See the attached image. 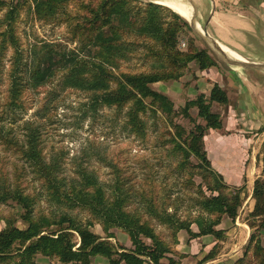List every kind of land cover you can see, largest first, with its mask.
Here are the masks:
<instances>
[{"label": "trees", "instance_id": "1", "mask_svg": "<svg viewBox=\"0 0 264 264\" xmlns=\"http://www.w3.org/2000/svg\"><path fill=\"white\" fill-rule=\"evenodd\" d=\"M71 1L0 0V9L7 8L0 19V72L7 50L11 47L13 51L8 109L13 113L25 109L27 89L46 85L60 74L63 88L89 94L88 104L94 114L107 107L114 108L116 116H124L123 128L128 136L146 139L145 116H157L160 112L170 124L161 144L172 145L168 152L178 158L176 168L185 176L184 186L197 188L194 200L201 213L195 218H184L169 212L165 199L159 200L154 191L138 192L128 186L129 179L123 176V170L107 157L103 161L112 168L111 183L82 163L77 164L75 175H69L64 155L57 152L48 156L44 152L38 126L25 122L26 132L21 138L12 126L0 125V143L23 161L22 166L14 167L13 179L0 167V205L13 203L20 207L18 216L3 217L0 264H40L39 255L62 264H93L97 256L105 257L106 264H184L187 255L174 247L179 242L178 234L185 230L190 240L204 235L224 238L225 230L218 226L224 217L236 219L246 185L231 188L224 176L212 168L205 148L207 132L224 127L222 115L212 107L214 103H229L226 90L215 83L209 95L199 93L176 108L171 96L154 84L182 79L192 62L205 70L218 66V61L207 48L199 47L194 38L186 49L180 48L181 34H198L185 17L169 7L140 0H77V11L72 13L67 8ZM25 6L42 20L66 16L64 21L74 28L79 46L70 49L61 43H45L35 46L31 64L25 62L16 32L17 19ZM141 47L148 49L144 57L153 59L152 69L122 70L123 61L130 60ZM193 108L204 123L193 117ZM179 116L189 118L193 127L188 130L176 122ZM29 175L30 179L25 178ZM195 175L202 178L199 184L193 180ZM138 196L143 211L171 229L173 241L164 239L140 210L130 209ZM252 197L255 202L249 226L254 228L260 227L255 219L264 217L261 178L254 182ZM43 200L47 209L41 206ZM81 212L88 217L83 218ZM18 221L25 226L20 227ZM96 223L101 224L106 236L93 231ZM193 224L198 230L193 229ZM260 225L264 226V220ZM114 228L128 235L130 247L110 239L115 237ZM246 245L244 255L234 264H264V245L255 232ZM215 257L212 249L198 264Z\"/></svg>", "mask_w": 264, "mask_h": 264}, {"label": "rangeland", "instance_id": "2", "mask_svg": "<svg viewBox=\"0 0 264 264\" xmlns=\"http://www.w3.org/2000/svg\"><path fill=\"white\" fill-rule=\"evenodd\" d=\"M5 1L11 2L12 0ZM140 1L142 3L157 2L156 0ZM75 2L77 0H72L67 7L72 13L77 11ZM6 11V7L0 9V19L4 17ZM178 11L182 10L178 9ZM65 19L66 16L58 15L52 20H42L37 18L27 6L21 10L16 23V32L20 38L25 62L31 64L33 49L35 46H41L45 43H61L70 49L79 46L78 39L74 34V28L67 21H64ZM193 24L197 26L195 23ZM195 32L198 34L197 37H194L193 33L180 35V48L186 49L190 39L194 38L199 47L207 48L215 56L218 66L214 67L219 68L224 65L225 61L212 51L197 30ZM147 52V48L141 47L130 60L123 61L121 69L130 72L151 70L153 59L144 57ZM12 56L13 51L10 47L4 59L5 66L2 69L3 71L0 72V117L4 115V120L0 119V125L12 126L21 138L24 137L26 132L24 129L25 122H32L35 126H38L42 132L44 152L48 156L57 152L64 155L69 175H75L77 164L82 163L91 170L96 171L102 180L111 183L114 177L112 168L108 163L103 161V157H107L123 170V176L129 179L128 186L132 185L138 192L154 191L159 200L165 199V205L169 212H176L184 218L188 216L195 218L201 213L195 205L194 200V197L197 195V188L184 186L183 181L185 180V176L178 172L176 168L178 158L175 155H169L168 152L172 145L168 144L165 146L161 144V138L166 134L167 128L170 129V124L160 112L157 116H145L148 123V137L146 139L128 136L123 128L124 116H116V110L107 107L100 109L98 113L94 114L88 104L89 94L73 88H63L60 74L46 85L40 86L37 89H27L24 95V105L26 108L16 110L15 113L10 112L7 107V90L10 84L9 67L12 63ZM197 70H200L198 65L192 62L182 79L167 81L173 82L174 86L178 85V82L182 83L181 90L178 91L179 93L177 95L173 94V97L170 95L176 108L182 107L186 100L195 98L200 93L195 94L192 92L194 91L191 90L193 83L187 80L188 77L196 79ZM163 84L164 82H158L154 84V87L161 89L163 88ZM219 108L220 104L214 103L212 107L213 111L219 112ZM3 111H6L8 114H4ZM192 115L199 122L204 123L202 119L197 117L196 108L192 109ZM175 121L184 125L188 130L194 125L189 118L183 116L177 117ZM216 134L215 136V133L207 132L205 136V148L212 162V168L219 173V132ZM194 161L197 162V159L194 158ZM16 165L22 166L23 161L16 154H12L10 150L6 151L0 143V167L7 172L10 179H13V171ZM263 172L264 170L258 173L261 179ZM25 178L30 179L31 176L29 175ZM193 180L199 184L202 178L195 175ZM244 184L246 185V189L242 193L243 203L239 209L238 216L234 221H228L218 226V228L225 230L224 238L216 239L214 236L209 235L208 237H203L204 239L198 237L190 240L188 239V233L182 230V234L187 236L186 238H182V242L186 244L187 249L190 251V254H186L187 256L191 255V252H195L193 254L197 257L198 255H202V253L207 254L214 249L216 257L210 260L208 264H219L220 252H232V256L238 252L237 259L229 263L234 264L236 260L244 255L246 244L252 232L257 234V240L264 245V226L260 225L264 217L255 219L257 220V226L260 227L253 228L249 226V219L253 220L249 207L253 200L251 195L254 188L253 182L248 184L246 181V183L241 185L230 184V186L236 190ZM137 198L130 204V209L140 210L139 212L143 217L150 220L156 231L164 239L173 241L171 229L158 220L150 218L143 211L140 196ZM41 206L47 209L44 200L41 202ZM18 211H20V207L15 206L13 203L0 205V230L5 227L3 217L11 214L16 216ZM81 216L87 218L88 214L81 212ZM239 220L241 221L240 223L245 224L238 223L237 225L236 222H239ZM18 225L20 227L25 226L21 221H18ZM192 227L198 230L196 224H193ZM92 229L101 236H106L101 224H94ZM112 231L115 233V237L110 238L113 242L131 246V241L125 232L117 228L112 229ZM179 235L180 233L178 237ZM219 241H224V243L221 244ZM178 244L174 245L176 250ZM207 245L208 247L205 248ZM178 252L180 251L178 250ZM37 261L40 264H49L51 262L62 264L59 261H51L49 258L41 255L38 256ZM106 263L107 259L102 256L95 257L93 261V264Z\"/></svg>", "mask_w": 264, "mask_h": 264}, {"label": "crops", "instance_id": "3", "mask_svg": "<svg viewBox=\"0 0 264 264\" xmlns=\"http://www.w3.org/2000/svg\"><path fill=\"white\" fill-rule=\"evenodd\" d=\"M162 1L197 25L190 6L176 0ZM195 1L200 18L215 40L240 58L264 64V0ZM196 76V79H187L193 83L191 90L195 94L200 92L209 95L213 85L218 83L229 95V103L220 105L219 108L224 127L208 131L215 133V136L219 132V173L232 185H241L246 181L254 184L259 178L258 173L264 170V70L243 69L227 63L219 68L197 70ZM178 85L164 82L163 88L159 89L171 96L177 95L182 83L178 82ZM254 202L253 199L250 210L253 209ZM228 221L232 220L224 217L221 224ZM240 222L237 221V225L245 224ZM182 232L176 248L181 253L190 254L186 244L182 242V238L187 237ZM207 247L208 245L205 248ZM191 253L183 258L184 264H196L205 256V253L197 257L193 254L195 252ZM231 253L220 252L219 264H229L237 259L238 252L235 254L237 256H232ZM208 263L209 261L204 264Z\"/></svg>", "mask_w": 264, "mask_h": 264}, {"label": "water", "instance_id": "4", "mask_svg": "<svg viewBox=\"0 0 264 264\" xmlns=\"http://www.w3.org/2000/svg\"><path fill=\"white\" fill-rule=\"evenodd\" d=\"M176 1L183 3V4H186L192 8L194 18L197 22V26H195L189 19H187V18L186 19L190 22L192 27L199 32L201 37L204 38V40L207 42V44L212 49V51L215 52L221 59H223L225 62H227L231 65H234V66H237V67H240L243 69L264 70V64L253 62V61H250L249 59H246L243 57L242 58H235V57L231 56L230 54H228L223 49V46L209 34L205 22L199 16L198 6H197V3L195 0H176ZM156 3L162 4L158 1ZM162 5H165V4H162ZM168 7H170V6H168ZM171 9H173V8H171Z\"/></svg>", "mask_w": 264, "mask_h": 264}, {"label": "bare ground", "instance_id": "5", "mask_svg": "<svg viewBox=\"0 0 264 264\" xmlns=\"http://www.w3.org/2000/svg\"><path fill=\"white\" fill-rule=\"evenodd\" d=\"M156 1H158V2H160V3H162V4H164V2H163L162 0H156ZM177 10H178V9H177ZM179 12H181V13L184 14V15H187V13H185V12H183V11H179ZM187 16H188V15H187ZM223 49H224L228 54H230L231 56H233V57H235V58H240V56L238 57L236 54H234L233 52L227 50L225 47H223Z\"/></svg>", "mask_w": 264, "mask_h": 264}, {"label": "built area", "instance_id": "6", "mask_svg": "<svg viewBox=\"0 0 264 264\" xmlns=\"http://www.w3.org/2000/svg\"><path fill=\"white\" fill-rule=\"evenodd\" d=\"M262 179H263V181H264V172H263V175H262Z\"/></svg>", "mask_w": 264, "mask_h": 264}]
</instances>
